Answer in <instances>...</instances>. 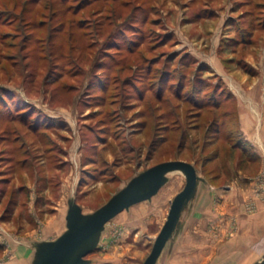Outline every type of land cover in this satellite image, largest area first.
Returning a JSON list of instances; mask_svg holds the SVG:
<instances>
[{
  "label": "rangeland",
  "instance_id": "1",
  "mask_svg": "<svg viewBox=\"0 0 264 264\" xmlns=\"http://www.w3.org/2000/svg\"><path fill=\"white\" fill-rule=\"evenodd\" d=\"M14 1L0 0V264H31L34 242L55 238L65 229L69 197L74 196L82 210L90 212L134 174L174 158L192 162L206 181L199 183L195 200L182 214L180 233L157 264H239L224 262L216 218L207 216L215 212L225 190L248 187V179L242 181L241 177L260 170L257 162L242 161L250 157L239 146L245 143L254 151L250 145L255 144L258 149L255 136H244L239 142L238 136L246 134L244 128L213 131L211 127L208 131L206 121L212 113L201 118L205 122L192 120L188 102L179 104L181 120L174 126V93L167 85L162 93L170 102L161 103L160 110L153 109L157 91L150 88L156 70L118 71L123 63L135 67L143 57L134 43L137 30L132 25L141 20L142 12L135 11L134 5H120L118 0H28L26 18L21 20L30 19L32 25L26 28L21 22L20 29L31 38L17 64H12L5 53L13 49L9 46L12 40L20 45L22 38L14 36L17 23L12 17L14 11L20 14L25 9L24 0L13 9ZM248 1H148L145 9L150 20L142 24L143 41L149 45L160 39L162 44L158 42L146 54L156 55L157 65H162L163 54L170 53V61L176 63L184 50L209 59L244 103L243 90L232 74L242 68L226 61L232 54L221 46L234 31L230 17H242L241 22L264 18V0ZM203 4L211 14L205 19L189 18ZM79 6L83 7L73 13ZM110 6L117 11L115 15L108 13ZM43 15L44 25L40 26ZM72 18L75 22L80 19V28L74 27V32L69 23ZM257 45L249 46L244 56L256 69L250 77L260 83L264 82V34ZM203 75L209 79L205 87L212 86L211 79L217 81L210 65ZM188 89L189 85L183 94ZM211 93L210 89L206 95ZM143 94L145 98H140ZM11 108H21L22 113L15 119L4 116ZM166 110H172V118L158 114ZM249 130L263 131L258 120ZM10 153L15 162L12 167L5 158ZM254 154L260 162L261 154ZM168 177L150 199L123 209L106 223L98 246L86 255L92 260L88 264H143L171 199L185 184V175L179 170Z\"/></svg>",
  "mask_w": 264,
  "mask_h": 264
},
{
  "label": "trees",
  "instance_id": "2",
  "mask_svg": "<svg viewBox=\"0 0 264 264\" xmlns=\"http://www.w3.org/2000/svg\"><path fill=\"white\" fill-rule=\"evenodd\" d=\"M25 3L22 8H25L22 13V15L19 16L20 14L16 13L14 11V16L12 17V20L16 22L17 24L15 25V37L21 38L19 39L21 44L18 45L19 41L12 40L11 44L9 46H12L13 49L10 52L5 53L6 56H10V60L12 64H17V61L19 60L20 52L24 51L27 48V40L31 38L29 36V33H22V30L20 29V25L22 23H25V27H29L32 24V21L30 19L21 20L22 18L25 19L26 16L23 15L24 11L26 10L27 6V1L24 0ZM38 0H30L29 2H37ZM97 1V0H94ZM110 0H106V2H109ZM117 1V0H115ZM120 5L123 6H135L136 10L135 11H141V20L140 21H135L132 23L133 27L137 31L134 32V34L137 35L136 39H134V43H136V47L140 48L139 52H141L142 57V63L136 64L135 67L128 63H123L120 65V69L118 71H121V68H129L133 69L135 72L136 70H147L148 72H153L154 70L155 73L153 72V80L154 85L150 88H156V97L155 99L157 100V103L155 106H153V109L160 110L161 109V103H166L170 102L168 101L171 99L168 96H164L162 92L168 87L169 92L173 91L174 93V98L173 100L175 101L172 105V109L177 112L176 115L177 117L173 120L174 126H178L180 123L179 121L181 120L180 117V111L179 109V104L182 102H188L191 103V108L193 109L191 112L192 114V120H197L198 118L201 120V122H205V120L201 119L202 117L204 118L205 114L207 113H212V117L210 121H206L208 124L207 130L210 131V128L214 129L213 131H242V128L240 127L239 123V117H238V106L237 102L235 99V96L233 92L230 90L228 85L225 83V81L220 77V76H215L217 77V81L210 80L211 82L209 84H212L210 88L205 87L208 86V78L204 77L203 73L205 72L206 69H208L209 65L205 62L199 61L194 55L190 54L188 51H183L184 55H181L176 63H173L170 61L173 53H170L169 55L163 54L161 58H163L162 65H157L159 64V59H156L157 56H148L146 54V50H154L158 47L160 43V39L155 40V41H150L149 45H145V41L143 39L145 38L144 35V28L142 26L143 23L149 22L150 17H149V11L145 9V4L150 1V0H118ZM250 1V0H249ZM248 1V2H249ZM17 2L19 0H15L13 4V9L17 7ZM134 2H136L134 4ZM46 5L48 3H45ZM84 6V5H83ZM77 7V9H74L73 13H78L81 7ZM154 4H151V8H153ZM71 7H68V10H70ZM101 9V7H99ZM105 9H108L107 6ZM209 6L206 4H203V6L199 9L196 10L194 15H191L189 18L193 19H205L207 16L211 14V11H208ZM100 12V11H98ZM117 11L110 6L109 8V14L110 15H115ZM44 14V13H43ZM249 14V13H248ZM248 16V15H247ZM20 17V18H19ZM242 17H238L237 19L230 17L229 22L232 27H234L233 33L230 35H227L225 38V44L221 46V48H228L229 52L232 54V56H229L228 59L226 60L228 63H235L238 67L242 68V70L246 71L249 74H255V67L250 65L245 58V52L247 51L249 46L257 45L259 43V40L264 34V18L263 19H258V18H250L248 21H243L241 22ZM79 20L78 19L76 22L73 20L69 22L71 25V28L74 32V27L75 28H80L79 25ZM73 21L75 23H73ZM22 22V23H21ZM152 22V21H150ZM44 25V15L43 18H41V25ZM73 26V27H72ZM62 27H64V22ZM39 38H44V36H40ZM74 37L71 36V39ZM156 38V36L152 37ZM44 42V41H43ZM159 42V44H158ZM133 43V44H134ZM143 45V47H142ZM44 50V46L41 47V50ZM129 49V52H131ZM164 55L166 56L164 58ZM28 57L29 55L26 53L25 55ZM44 56V52L43 55ZM186 57V58H185ZM187 60V62H184V60ZM157 66V67H156ZM156 68V69H153ZM174 74H177L178 76L172 80L171 78L174 77ZM166 76V77H165ZM161 80H164V84L161 83ZM205 83V86H204ZM189 85V89L187 93L183 94L184 89L186 90L187 86ZM156 86V87H155ZM104 89V87H103ZM212 90V93L209 95H206L208 91ZM154 90V89H153ZM185 92V91H184ZM222 95V96H221ZM140 98H145V95H141ZM9 101L7 102V105H9ZM15 107V106H14ZM171 107V106H170ZM21 108H11L9 112H6L4 116H8L9 118L15 119L19 117V115L22 113ZM185 112V111H184ZM159 115H163L165 118L166 115L172 118V110H166V111H161L158 113ZM170 118V119H171ZM25 119V118H23ZM168 123H165L164 126H167ZM195 124V123H194ZM215 127V128H214ZM168 129V128H167ZM229 133V132H228ZM8 132L5 131V134L3 135L5 137L4 140H7ZM244 135L238 136V141L240 139H243ZM237 141V142H238ZM240 142V141H239ZM239 146L241 150L249 155L250 158H246V160H242L243 162L247 160H251L254 163L257 162L259 165V159L258 155L254 154V151H250L249 146H246L245 143H239ZM2 150V149H0ZM6 152V151H5ZM8 159L10 162L11 167L15 164L13 160V154L10 153L6 155L5 157ZM6 181H3V183ZM19 193V192H18ZM12 196H14V191H12Z\"/></svg>",
  "mask_w": 264,
  "mask_h": 264
},
{
  "label": "water",
  "instance_id": "3",
  "mask_svg": "<svg viewBox=\"0 0 264 264\" xmlns=\"http://www.w3.org/2000/svg\"><path fill=\"white\" fill-rule=\"evenodd\" d=\"M181 171L185 184L170 201L166 219L154 238L151 251L143 264H157L166 246L171 247L182 228V214L196 198L199 183L206 181L195 165L174 158L157 162L134 174L102 205L84 212L74 196L69 197L65 214V229L55 238L34 242L31 264H88L86 255L99 244L106 223L123 209L150 199L168 180V174ZM250 264H264V254Z\"/></svg>",
  "mask_w": 264,
  "mask_h": 264
},
{
  "label": "crops",
  "instance_id": "4",
  "mask_svg": "<svg viewBox=\"0 0 264 264\" xmlns=\"http://www.w3.org/2000/svg\"><path fill=\"white\" fill-rule=\"evenodd\" d=\"M257 46L253 45L255 48ZM194 56L212 66L215 73L233 92L238 106L240 127L242 131L247 130L244 136L248 138L255 136L258 149L255 144L254 146L251 144L250 147L262 156L259 162L260 170L254 175L244 174L241 177L242 181L248 179V187L239 188V191L225 190L215 212L207 216L209 220L216 218L217 236L223 238L222 253L226 259L224 262L250 264L264 254V175L260 176L262 172L264 173V82L259 83L257 78L250 77L244 70H236L237 73L233 71L232 74L236 75L233 76L236 85L243 90V93H240L243 96L240 97L245 100L241 103L239 95L228 83L226 76L219 72L209 59ZM223 68L226 71L224 65ZM257 120L263 131H250L254 123L257 124Z\"/></svg>",
  "mask_w": 264,
  "mask_h": 264
}]
</instances>
